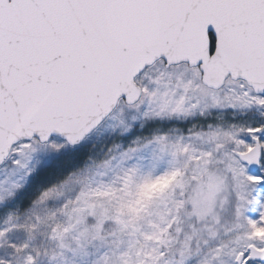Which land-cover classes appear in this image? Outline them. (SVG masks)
<instances>
[{
	"label": "snow or ice",
	"instance_id": "obj_1",
	"mask_svg": "<svg viewBox=\"0 0 264 264\" xmlns=\"http://www.w3.org/2000/svg\"><path fill=\"white\" fill-rule=\"evenodd\" d=\"M0 264H264V0H0Z\"/></svg>",
	"mask_w": 264,
	"mask_h": 264
}]
</instances>
